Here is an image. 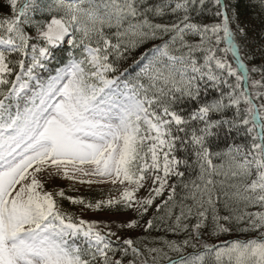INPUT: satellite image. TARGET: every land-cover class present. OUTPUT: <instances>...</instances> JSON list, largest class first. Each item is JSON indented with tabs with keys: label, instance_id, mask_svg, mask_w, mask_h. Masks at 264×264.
Masks as SVG:
<instances>
[{
	"label": "snow or ice",
	"instance_id": "1",
	"mask_svg": "<svg viewBox=\"0 0 264 264\" xmlns=\"http://www.w3.org/2000/svg\"><path fill=\"white\" fill-rule=\"evenodd\" d=\"M0 264H264V0H0Z\"/></svg>",
	"mask_w": 264,
	"mask_h": 264
},
{
	"label": "rangeland",
	"instance_id": "2",
	"mask_svg": "<svg viewBox=\"0 0 264 264\" xmlns=\"http://www.w3.org/2000/svg\"><path fill=\"white\" fill-rule=\"evenodd\" d=\"M65 181H60L58 182L60 187H64V188H68L69 184H64ZM67 182V181H66ZM85 218L87 219H99V220H110V219H123V215L119 214V215H107V214H100L97 212H88L85 213Z\"/></svg>",
	"mask_w": 264,
	"mask_h": 264
},
{
	"label": "trees",
	"instance_id": "3",
	"mask_svg": "<svg viewBox=\"0 0 264 264\" xmlns=\"http://www.w3.org/2000/svg\"><path fill=\"white\" fill-rule=\"evenodd\" d=\"M69 195H84L86 196L87 198L89 199H98V198H101V196L103 195L102 193H100L99 191H89V190H84V191H81L80 193H76V192H70L68 193ZM65 207L68 208L69 210L71 211H75L77 213L78 209L73 206V205H70L68 204L67 202H65ZM77 210V211H76ZM105 213H108V212H105ZM110 214H115V213H110Z\"/></svg>",
	"mask_w": 264,
	"mask_h": 264
}]
</instances>
